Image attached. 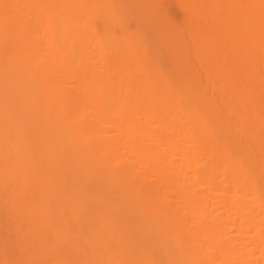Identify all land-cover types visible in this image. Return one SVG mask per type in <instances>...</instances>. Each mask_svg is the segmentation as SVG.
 <instances>
[{
    "label": "bare ground",
    "instance_id": "bare-ground-1",
    "mask_svg": "<svg viewBox=\"0 0 264 264\" xmlns=\"http://www.w3.org/2000/svg\"><path fill=\"white\" fill-rule=\"evenodd\" d=\"M0 264H264V0H0Z\"/></svg>",
    "mask_w": 264,
    "mask_h": 264
},
{
    "label": "rangeland",
    "instance_id": "rangeland-1",
    "mask_svg": "<svg viewBox=\"0 0 264 264\" xmlns=\"http://www.w3.org/2000/svg\"><path fill=\"white\" fill-rule=\"evenodd\" d=\"M115 199H116V201H118V200H119V198H118V197H116ZM249 237H251V236H248V238H249Z\"/></svg>",
    "mask_w": 264,
    "mask_h": 264
}]
</instances>
